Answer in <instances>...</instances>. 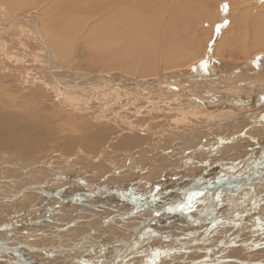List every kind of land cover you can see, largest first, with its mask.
Masks as SVG:
<instances>
[{
	"label": "rangeland",
	"instance_id": "1",
	"mask_svg": "<svg viewBox=\"0 0 264 264\" xmlns=\"http://www.w3.org/2000/svg\"><path fill=\"white\" fill-rule=\"evenodd\" d=\"M86 1L88 0H72L71 3L77 4V7L73 8L72 10L68 9L69 5L64 8L62 7L61 9V6L64 4L63 2V4L59 5L60 6L59 9L54 8L49 13L44 14L43 12L44 9L48 8L51 5V3H54V2L60 3L61 0H53V1L49 0V2L43 1L40 4V7L38 8H34L30 10L25 9L24 11H15V12L9 9L8 1L0 0V24L8 22L9 20L12 21V19L15 17H19V18L24 17L25 14L27 13L38 14V15L40 14L41 20L44 25L43 29L45 28L44 32L47 34V36L50 37V34H51L52 36H54V38L62 37V42L60 41V43L66 44L67 48H64L65 51L68 49L65 54L66 56L63 58V60H66V63H63V60L61 59L58 52H55L53 49H52V52L54 51L53 56L50 55L51 58H49L48 56L49 54L45 51L43 47V43H41L38 40L37 36L34 34V29H33L34 25L32 21L29 22V21L20 20L17 24L13 25L11 28L6 29V30H0V155H1L0 156V171H1L0 180L1 179L8 180L3 183L2 182L0 183L2 184L0 185V190H6L7 186L11 187L14 184L16 185L21 184L19 185L21 188H27L28 185H31V184L32 185L41 184L40 180L37 179L38 178L37 175L41 173L39 174V177L47 176V175L45 176L44 174L46 173L44 164L45 165L47 164L48 166H51L52 168L58 169V171H61L64 174L66 172V174L71 173L72 175L75 174L76 176H78L79 173H88L89 178L88 177L87 178L89 181L94 180V178L96 176H99L101 173H106L107 171L113 172V170L115 169L118 170V168L123 165L122 166L123 168H125L126 166L127 167L130 166L129 167L130 169H134L135 167H137V169L141 168L140 170H143V168L147 169L146 172L145 171L140 172V174H146V175L144 176L141 175L139 176L138 179H142L144 177L145 179L143 178V181L148 183L147 184L148 187L142 190L138 188L139 184L138 185L137 183L135 184L134 181H132V183L126 182L124 184H121L120 183L121 181L118 182L119 180L118 177L126 178L129 175L128 176L129 178L130 175L135 176L136 173H133V171H130V173L132 172L131 174L130 173H127L128 175L125 174L126 176H120V175L113 176V177L110 176L107 178L108 180L106 179V181L102 183V185L104 186L113 185L116 188L121 189L122 191H127L131 196L133 197L135 196L136 199H142V200L145 199L144 201H148L151 198V195L154 191L153 190L154 187L157 186L158 184L160 173L162 171H163L162 172L163 174L165 173L168 174L166 178L167 180L165 181V186H164L165 189H164L163 195L169 197L170 191L173 190V193L170 196L173 198L174 195H177V197L180 195V193L177 194V192H180L181 190H183L185 188V185L187 186L189 184L188 186H190L191 184H193L192 187L194 188L199 187V185H197L196 183V180L198 181V179H200L204 175L202 173L206 172V170L207 171L208 170L212 171L214 169L216 170L215 173L205 176L206 180H207V177L209 178L207 181V184H210L214 179L218 178V175L216 174L217 172L223 173L225 171H229V173L227 174H230V173L236 174L240 170L245 171L246 169L248 170V168L251 169L254 167V162H253L254 156L253 155L252 156L249 155L251 157L248 158V162H246V160L244 159V162H242V164L238 166V171L236 170V172L235 170L233 171L232 169L237 168V167L231 166L230 164L225 165L231 162V158L230 160L229 159L225 160L227 156L223 157L221 156L222 154L218 155L219 158L218 157L214 158L213 156V154H215V152L217 151L220 153L223 148L225 150H228V148L226 147H228L229 145H234V147H232V150L236 149V147L237 148L240 147L242 150L247 149L246 148L247 146H244V147L241 146V144L243 143L244 145H248V147H250L251 143L249 142L248 144V142H246L247 138L244 136L243 138H241L240 136L241 134H238L240 133V131L245 132V134L247 135L249 134V136H253V137L257 136L258 138H263L264 136V117L262 119L259 117H261V114H264V106H261V107L259 106L261 100L258 101L259 99H257L258 98L257 96H256L257 97L256 99H253V101L251 100L252 96H250V92L248 91L249 87H247V89L245 87L244 88L240 87L241 88L240 90L239 87L233 86L229 89L223 90V88L221 89V87H218L215 85H214L215 87L213 88L210 87L209 85L205 86L204 83L201 82L200 80L196 81L198 82L197 84L195 81H193L195 84L193 82H189L191 83L192 87L194 86L196 87V88L194 87L196 91H199V90L202 91V89L198 88L199 87L198 85L202 86L201 83H203V86L205 88L203 86L202 87L204 88V91L206 93V95L204 96H207L208 94H210V91L211 93H214L217 90H220L219 93H222V94L225 93L224 95L226 96H228L229 93H231L234 96L240 98L242 102L248 101L249 98H250V102L252 103L257 102L256 105L259 107V113L261 114H259V117L256 122H248L244 119H241V118H245V116L249 118V116H252L255 114V112H257L253 110L254 108H250V107H253L252 105L249 108H246V107L243 108L245 105L243 106L241 104L238 105V103L237 104L232 103L231 100H227L226 97L220 98L221 95L219 97L215 96L214 98H211L209 100H205L202 97L203 95L202 96L197 95L195 96L196 99H194L193 96H191V93L192 95H194V91L191 90L190 87L185 88L184 86L180 85L181 83H177L176 85L179 84L180 87H184L187 90L186 94L183 97H181L182 93H175V91L171 89L170 90L167 88L164 89V87H160V86H156L152 84H147V85H151V87H148V88L147 87L138 88L137 86V89L133 90V89H130L129 86H123L121 84L113 85L112 83H109L108 80H102V79L88 80V81L81 83L80 86H73V87L72 86L62 87L60 85H57L56 81L60 83L62 79L60 75L56 77L57 80L54 78L49 68V63H52L51 68H53L54 65L56 67L57 65L59 67L62 65L65 66L66 69L64 67H60L62 70H68V74L65 77H74V78H78L84 74H96V72L99 73V71H102L104 69L103 66L102 67L100 66L101 68L100 67L97 68L93 65V62H92L93 59L98 58L96 57L97 52L95 49H92V48L87 49L86 47L87 45L84 44L82 38L86 36L85 34L87 33L86 28H89L90 26L91 27L95 26L97 22H100V23L103 22L104 17L109 16L110 13H112L113 9L108 10V8H104V9L97 8L98 6L95 4L101 0H94L93 2H95V4H93V8H95L94 11H96V13L93 11V15H94L93 16L91 11L85 12L83 9L78 8L79 7L78 4L79 5L83 4V7H84V5L86 4ZM91 1L92 0H89V2ZM126 1L128 4L130 2H134L135 0H126ZM178 1H176L177 3H175V5L178 4ZM232 1L233 0H221V1L215 0L213 2L211 1V4L212 5L214 4L215 6L220 3H225L227 5L226 16L228 17V22H229L228 28L226 30L220 31L219 37H217V39L214 36V31H213L214 26L212 25V21L216 17L215 12L218 11L219 9L218 6L217 8H214L213 10L214 12L211 16H208V12H205V11L203 12V10H199V9H194L192 11L187 10L189 12L187 11L182 12L181 9H177L175 11H170V12L162 11V10L157 11V13L160 16V19L159 21H157L154 27H151V29L146 27L147 34L150 35L148 36L146 34V38L148 37V39H152V40L154 39L155 42L160 43L161 34L163 35L164 33H165V36L167 33L170 36L171 32H174L175 34H177L178 37H181V38L185 37L186 35V42H185L186 49H188L190 53H193L194 57L201 56V60L199 59L200 62L202 60H205L202 57L204 56V54H206L207 51L211 52L212 50L211 53L216 51L215 53H217V57H215L214 60L217 61V65H216L217 69L213 72V76L218 81L225 82L226 85H228L229 83L233 81V82L248 83L249 85L253 84L261 88H264V76H261L254 71L256 67H253L251 69L246 68L245 70L241 68L238 71V68L245 66L248 63L254 62L256 57H264V52H256L253 49L254 46L252 47V45L254 42H253V39H251L250 37L251 33H249V35L247 34L248 30H250L248 26L251 25L250 23L251 21H253V23L254 22L260 23V20L264 22V12L262 11L264 9V0H258V1L255 0L252 3L253 5L251 4L253 9L250 8L251 5L249 6L247 4L239 3L240 1H236V2L235 1L232 2ZM125 2L122 3L123 6L126 5ZM232 3H236V4H232ZM99 9L101 10V12ZM249 10L250 12L247 13V11ZM245 14L247 16H244ZM240 15L242 17L244 16L245 23L247 22L246 32H242V31L240 32L238 25L235 23V18ZM79 17L89 18V21H88L89 23L88 22L86 23V26H85L86 28L84 30L81 29L78 32V31H75L74 27L76 24H79L77 23L78 22L77 20H79ZM146 17H149V16L145 15V18ZM179 18L183 19L182 21L184 22V24L180 21ZM69 19L70 21H68ZM65 21H68L67 23L68 29H66L65 31H62L63 29L62 26L63 24L65 25L66 23ZM74 21H77V22H75L74 24ZM188 21H189V24L187 23ZM72 24H74L73 25L74 27H72ZM263 24L264 23H260L259 25H256V33L258 36L262 37V41L264 40V25ZM165 27L167 28V30H165ZM228 29L230 30V32ZM155 30L157 31L155 32ZM58 31H61L62 33L57 36ZM239 33H242L245 36L246 40L243 38L245 41L242 39L243 37L242 34L240 35ZM238 36H242V37H238ZM213 39H216V40L213 41ZM220 39L223 41H221ZM223 43L227 45L226 46L227 48L221 47ZM210 44H212V48L209 50L208 46H210ZM100 51H99L100 54L99 53L98 54L101 56L103 52H100ZM194 62L195 61H193L192 64ZM152 64H153V67H155L156 73L158 72L157 74H159L158 77L159 78L162 77L160 78L161 80L164 79L166 74L168 75L169 73L176 72L177 70V69H174V70L166 71L159 57L156 58V56L154 60H152ZM47 65H48V68H47ZM106 69H109V68L107 67ZM250 70H252L253 72H250ZM119 71L118 73L117 70L113 69V73L111 74L116 75V76H121V70ZM69 74H72V75H69ZM102 75H105V73ZM123 77L126 79H129L125 75H123ZM158 77H153V78H158ZM247 77H250V79L245 80V78ZM60 79L61 81H59ZM130 81L132 80L130 79ZM251 94H253V92ZM121 95H124V96L120 98ZM201 98H203V100ZM260 99L264 100V96H262V98ZM263 100L261 103H263L264 105ZM175 103L176 104L181 103V105L183 104L185 109L182 107L178 108L177 107L178 104L176 105ZM187 105H191V107L186 109ZM256 109L258 110V108ZM239 119L241 120L238 121ZM202 127H206V128L202 130L203 129ZM208 129L211 130L210 131L212 135L211 137L210 135L207 136ZM228 129H231V130H228ZM125 131H127V133ZM225 131L227 132L226 134H225ZM13 132L15 133V135ZM194 132L196 135L194 134ZM126 134H128L127 135L128 137L125 136ZM121 135L125 136L127 139L125 140L124 138L123 140L125 141H122L121 138L123 136L121 137ZM191 135H193V138L190 139ZM228 135L234 136L238 140H234L235 139L234 137H229L232 140L231 142H226L227 144L223 143V144L217 145L218 141L215 140L214 138H220V139L223 137L228 138ZM106 137H108L109 139L108 138L106 139ZM119 140L121 141L118 142ZM200 141L203 142L201 146L204 147L205 150L207 148L206 151H198V148L195 145L196 144L198 145ZM236 141H239L241 143L237 144L236 146V143H238ZM105 142H107V144ZM207 142L210 143L211 145L210 144L208 145ZM254 143L258 144L257 142H253V144ZM225 144L226 146L224 147ZM261 144H263V142ZM112 145L115 147L117 146V147L114 148ZM221 145L223 146L221 147ZM108 147H109V150H107ZM261 147L262 146L258 147V145H256L253 147L254 149L252 151L259 152V149H263ZM188 148H190L191 150H188ZM112 149L115 151H111ZM184 150L188 151V153L190 151H195V150L198 151L197 153H194L192 155L195 161L197 160L195 163H193L194 166L190 169L188 165L187 167L182 168V170L187 174L184 176V172H183V174L180 176L179 171L176 173H173L174 172L173 170H169V172L167 171L164 172L163 169H166L168 165H170L171 163H173V166H174V164L176 165L178 161L181 160L182 162L186 159L187 154L184 155L185 153ZM174 151L182 153V155L179 154L180 156H177L174 159H177L178 157H181V156H184V158L182 159L181 157V159L178 158L177 160L169 158L170 160H168L169 156L176 154L174 153ZM229 151H231V149H229ZM238 152L234 153V151L233 152L231 151L230 154L231 156L232 155L236 156ZM166 153L170 154V155L167 154L168 156L167 159L165 157ZM189 154H191V152ZM238 154H240L239 157L241 156L240 159H243L241 152H239ZM78 155L79 156L81 155V156L79 157ZM243 155H245V153ZM76 157L78 160L76 159ZM165 159L166 161H164ZM172 160L175 162H173ZM199 160L202 162H200ZM95 161H96V164H95ZM152 161L154 162V164H152ZM69 162L72 164H70ZM257 162L259 163V160ZM161 164L165 165V167H163V165ZM263 165H264V162H263ZM263 165H261V167ZM2 166L3 168H1ZM88 166L90 167L88 168ZM94 166L98 167V169L96 168L97 170H95ZM103 167L104 168L106 167V168L104 169ZM198 167H201L202 169L199 170ZM225 167L228 170H226ZM28 168H31V171L34 174L30 178H33L34 176L36 177L37 180H34L33 182L29 181L27 180L29 177L27 179L26 178L22 179L21 169H28ZM219 168L220 170L218 171L217 169ZM42 169H44V171ZM91 169L92 171H90ZM99 169L101 172L99 171ZM102 169L104 170L103 172H102ZM108 169H111V170H108ZM85 170L86 172H84ZM34 172L36 173V175ZM149 172L154 173L153 176L155 178L147 177L148 175L147 173ZM199 172H202V173H199ZM261 172L264 173V171H261ZM91 174L92 176H94V178L90 176ZM230 175H225V176L227 177ZM115 177L118 179H116ZM9 178L10 179L13 178L14 181H11ZM113 178H115L114 181H113ZM168 178H170L171 180ZM109 180L112 181V183ZM116 180L118 183L115 182ZM27 181L29 182L28 184H27ZM53 186H55V183ZM79 187L80 186H78L77 188ZM33 189L31 191L30 189H28L27 191L33 192L34 191ZM166 189L168 190V192H166ZM85 190H87V188ZM15 191L16 189L13 192ZM10 193L11 192H5L4 194H10ZM24 195L28 196V194L26 193ZM149 195H150V198H149ZM251 195H253V199L256 200L257 197L260 196V193L258 192L255 194L252 193ZM109 196L111 198L113 197L112 198L113 200L111 201H113L114 203H119V202H116V200H114V196L120 197L119 195L114 193L113 195H109ZM85 197L88 198V196H85ZM168 197L167 199H165L166 197L163 198L162 196L163 200L161 201V204L158 203V205L160 207L162 206L164 207L167 201L169 202L170 199L173 200L170 197L168 199ZM94 200L91 198V196L89 197L88 208L91 209L92 205L94 206L95 204ZM164 200L165 202H163ZM183 201L185 202L183 203ZM183 201L181 200L182 205H185L187 207H190L193 204V203L191 204L190 202L191 200L189 199H183ZM12 202H17V201H12ZM247 202H249V199L247 200ZM61 205L62 207H64L66 204L63 203ZM119 206L123 208L125 207V204H120ZM247 207L249 208V204L243 207V209H246V211L244 214L239 215L240 218L243 215H244L243 218L245 219L251 218L249 217L251 212L248 211ZM262 207H264V205L259 206V208L257 207V210L259 209V212H260L261 211L260 208ZM30 208L31 206L29 205L25 209L28 212L38 211V209L36 208H32V209ZM133 208L136 211H143L136 207H133ZM234 209H236V207L233 208V210ZM229 210L230 208L225 210V214H227V217H226L227 221L230 219L232 222L237 223V221L241 220V219H237V221L233 220L234 219L233 213H231L230 215ZM47 212L49 214L50 209L46 210V214ZM102 212L100 213L105 214V215L109 214V212H106V211H102ZM63 213L64 215L66 214L65 211L61 210V211H57L55 215L58 216V219H61L60 217H62ZM134 214L138 215L137 212H134ZM88 216L92 218L91 215H88ZM258 216H262V215H258ZM34 217H40V216H34ZM90 218H87V219H90ZM84 222L91 223L87 221H84ZM50 223L51 222H48V221L44 222L45 226L44 225L42 226H44V228L46 227L50 228V226L52 227L53 225V223H51L52 225ZM243 227L241 229L244 230L243 231L244 233L248 231L253 234L249 235V238L247 240L238 241L239 243H242V246H241L242 248L234 247V246L232 247L226 246V247H231V248H224V247L220 248L219 250H217L218 253L217 252L215 253L217 254L216 258H221V257L226 258L225 256H227L230 259L234 256L242 255V253L240 254L238 253L242 252L243 250H246V251H249L248 257H250L252 261L260 260L259 257L257 256L258 255L257 253H261L263 251L260 248L262 245L257 246L256 248H253V249L251 245H253V243H257L258 241H260L261 238L259 237H262V238L264 237V230H263L264 222L255 223V224H252L249 226H243ZM223 228L225 227H219V232L220 230L223 231ZM211 230L212 231L208 232V234L211 232H214V229H211ZM220 233H223V232H220ZM57 234L58 233H54L55 236ZM255 234L256 236H254ZM59 235H57V238L64 236L63 234H59ZM219 235H222V234H219ZM219 235L215 236L214 238L215 241H216V237L218 238ZM91 237L92 236H90V238ZM224 238L221 239L222 240L221 242L226 241V239ZM41 239H45L49 241L52 240L51 236L50 238L47 236L46 238H41ZM205 239L207 240V243H208L209 241L208 237H205ZM39 240L40 239L34 240V241L38 242ZM252 240L254 241L252 242ZM55 242L56 243L61 242L60 244H63L64 240L63 239L58 240V241L56 240L54 241V243ZM217 242H215L214 244L212 243V245L207 244L206 249H203V248L200 249V248L192 246L193 248L192 247L189 248L188 252L191 253V255L193 256L194 254H198V253L199 254L201 253L202 254L201 256H204V253L210 250L212 246L216 245ZM51 243H52L50 244L51 246H48V247L45 246L47 242H45V244L43 243L44 245L43 244L41 245L42 247L44 246V249L49 252H52V251L54 252L55 247L56 248L59 247L58 249H60V246H62V245H58V243L55 244V246H53L54 244L53 241H51ZM246 244L248 245L249 248H244V245ZM233 247L237 250H234ZM223 250H227V251H223ZM231 250L235 252V255L232 254L234 252L230 253ZM15 251L18 252V250H14L13 252L15 253ZM30 251H33V250L20 251V252L25 253V255L24 254L22 255L26 256V258L28 259L31 258L30 261H33L34 259L32 264L33 263L35 264L38 260H39L37 262L38 264H42V263L48 264L52 262L50 260L52 259L51 256L50 258L47 259L48 260L47 261V260H43V259H46L44 253H41L38 251H35L32 253ZM35 254L36 256H34ZM135 254L132 255L133 258H131L130 256L129 258H127V260H129V264H133L131 263V260L135 258L141 259L142 262L140 261L141 262L140 264H144V263L145 264H151V263L152 264H168V263L178 264V262H182V260L186 261V259H184L185 256L183 254H180V256L177 255L178 257H176V255L175 256L168 255V257H166V255H160L159 253L149 256V255L144 254V252H142L141 250L139 254H136V255ZM37 255H40V256L38 257ZM76 257L78 258V256ZM179 258L180 260H178ZM181 258L183 259L181 260ZM194 259L196 258L192 257L191 261ZM58 260L59 259H57L56 261ZM214 264H216V262ZM217 264H224V263H217Z\"/></svg>",
	"mask_w": 264,
	"mask_h": 264
},
{
	"label": "bare ground",
	"instance_id": "2",
	"mask_svg": "<svg viewBox=\"0 0 264 264\" xmlns=\"http://www.w3.org/2000/svg\"><path fill=\"white\" fill-rule=\"evenodd\" d=\"M6 1L9 2V9L12 10L13 12H15V11H24L25 9L30 10V9L38 8V7H40V4L43 1L49 2V0H6ZM71 1L72 0H61L60 3L59 2L51 3V5L48 8L44 9L43 12H44V14H47L54 8L59 9V7H60L59 5L63 4V2H64V4L61 6V9H62V7L64 8V7L69 5L68 9L72 10L73 8L77 7V4H73V3H71ZM93 1L94 0H92L91 2H89V0L86 1V4L84 5V7H83V4L80 3L82 6L78 4V6H79L78 8L79 9L80 8L83 9L85 12H90L91 11L92 15H93V11L95 10V8H93V4H95V2H93ZM125 1L126 0H101L98 3H96L95 5L98 6L97 8H102V9L108 8V10H112L113 9V11H112V13H110L109 16H107V17L105 16L104 17V21L103 22L100 23V22L96 21L97 24L95 26H93V27H91V26L89 28L85 27L86 23L89 21V18H87V17L86 18L85 17H79V20H77L78 22L74 21V24H75V22L79 23V24H76L75 27L73 26L74 24H72V27H74L75 31H78V32L81 29L84 30L86 28L87 33H85L86 36L82 38L83 42H84V44L87 45L86 46L87 49H91V48L95 49L96 52H97L96 53L97 54L96 57H98L97 59H93V61H92L93 65L95 67H97V68H99L100 66L104 67V69L102 71H99V73L96 72V74H104L105 73V75H113L111 73H113V69H115V70H117V72L119 70H121V76L122 77L121 76H116V75H113V76L117 77L118 79L124 80V81L125 80L129 81L131 79L132 81L154 80V81H159L160 82V81L163 80V82H164L163 84L170 86L169 88L168 87H164V89L167 88L169 90L171 89V90L175 91V93H182L181 97H183L186 94L187 90L185 88L190 87V89L194 91V95H192V93H191V96H193L194 99H196L195 96H197V95H201V96L202 95H206V93L204 91L205 87L203 86V83H204L205 86L209 85L212 88L215 87V86L221 87V85H226L225 82H220L213 76V72L217 69L216 68L217 61L214 60V58L217 57V53H215L216 51L213 52V53H211L212 50H211V52L207 51L206 54H204V56L205 55L206 56L202 57L205 60H202L200 62L199 59L201 60V56L194 57L193 53H190L189 50L186 49V46H185V44H186L185 43L186 42V35L185 34H184L185 37H183V38L178 37L177 34H175L174 32H171L170 36L168 35V33L166 34V36H165V33L163 35L161 34L160 43L159 42H155L154 39L152 40V39H148V37L146 38V34H147L146 27L151 29V27H154L156 25L157 21H159V19H160V16L157 13V11H161L162 10V11L170 12V11H175L177 9H181V11L184 12V11H187V10L192 11L194 9H199V10H203V12L204 11L208 12V16H211L213 14V12H214L213 11L214 8H217V6H218L219 9H218L217 12H215L216 17L212 21V25L214 26V29H213L214 36L217 39V37H219L220 31L226 30L228 28V24H229L228 19H227L228 17L224 18L223 16H221L227 10V5L225 3H220V4L215 6L214 4L213 5L211 4V1L213 2L215 0H179V1L178 0H138V1L135 0L134 2H130L128 4H127V1L126 2ZM176 1H178L177 5H175V3H177ZM233 1H235V2L236 1H240L239 3L247 4V5L250 6L255 0H233ZM100 2H102V3H100ZM123 2H125L126 5L123 6V4H122ZM90 4H92V5H90ZM232 4H236V3H232ZM252 5H251L250 8L253 9ZM252 9H250V10H252ZM250 10L247 11V13H249ZM189 11H187V12H189ZM262 11L264 12V9ZM94 12L96 13V11H94ZM100 12H101V10H100ZM87 15H89V14H87ZM145 15H147L149 17L145 18ZM244 16H247V15L245 14ZM244 16L242 17L240 15V16H237L235 18V23L238 25V28H239L240 32L241 31L242 32H246L247 31V27H246V23L247 22L245 23ZM15 18H19V17H15ZM15 18H13L12 20H14ZM71 19H73V18H71ZM21 20L29 21V22L32 21V22H34V24H36V25H34V29L36 28L38 33L34 32V34L37 36L38 40L41 43H43V47H44L45 51L49 54L48 55L49 58H51V56H53V52L55 51V52H58V54L60 55L61 59L63 60V58L66 56L65 55L66 51L68 50L67 49L65 51L64 48H67V46L64 43L63 44L60 43V41L62 42V37L61 38H54V36H52L51 34H50V37L47 36V34L44 32L45 28L43 29L44 25H43V22L41 20L40 14L38 15V14L27 13V14H25L23 19H21ZM99 20H100V18H99ZM182 20L183 19L181 18L180 21L184 24V22ZM257 20H258V18H257ZM19 21L14 23L13 21L9 20L8 22L2 23V24H7V23L10 22V26H8L6 28V29H9L13 25L17 24ZM68 21H70V19ZM68 21H65L66 22L65 25L64 24H63V26L61 25L62 28H63L62 31H65L66 29H68V25H67ZM187 23L189 24V21ZM250 23H251V25L248 26L250 30H248L247 34L249 35V33H251L250 37H251V39H253V42H254L253 45H252V43H251V45H252V47L254 46L253 49L256 52H264V40L262 41V37L258 36L257 33H256V25H259L260 23H264V22H262L260 20V23H256V22L253 23V21H251ZM50 25H51V23H50ZM6 29H4V30H6ZM72 30H73V28H72ZM165 30H167L166 27H165ZM156 31L157 30H155V32ZM229 32H230V30H229ZM61 33H62L61 31H58L57 32V36L59 34H61ZM239 34L241 35L242 33H239ZM148 36H150V35H148ZM242 36H238V37H242V39L244 38L246 40V38H245V36L243 34H242ZM82 39H81V41H82ZM216 39H213V41L216 40ZM223 39H224V37H223ZM211 40H212V38H211ZM221 41H223V40H221ZM251 42H252V40H251ZM218 44H217V46H218ZM226 46L227 45H225V43H223L221 47H226ZM208 47H209V50H210L212 48V44H210V46H208ZM219 47H220V45H219ZM52 49L54 50L53 52H52ZM100 50H102V51H100ZM99 51L103 52L104 55L101 54V56H100L99 55L100 54ZM104 52H106V53H104ZM55 54H57V53H55ZM155 56H156V58L159 57L160 61L162 62V65L164 66L166 71L177 69L176 72L169 73L168 75L166 74L164 79L161 80L160 78H162V77H160V78L158 77L159 74H157L158 72L156 73L155 67H153V64H152V60H154ZM262 58H264V57H262ZM193 61H195V62L192 64ZM63 63H66V60H63ZM51 64L52 63H49V68H50L52 74L55 71H57V70H62L60 67H64L65 68V66H63V65L60 66V67L58 65H57V67L54 65L53 68H51L52 67ZM105 65L111 70L106 69L107 67ZM260 65H259L260 67L259 66L256 67V69L254 71L256 73H258L259 75L264 76V63H261ZM253 67L254 66H252V67L248 66L247 68L251 69ZM181 68H183V69H181ZM258 69H259V71H258ZM108 70H109V72H108ZM191 72L200 74L203 78H205L206 82H203V83L200 82L204 88L202 86L198 85L199 86L198 88L202 89V91L201 90L196 91L195 90L196 87L194 85L193 86L195 88L192 87L191 83H189V82H191V78H192V77H190ZM207 74H208V76H207ZM58 75H60V74H55V76H54V78L56 80H57L56 77ZM123 75H125L129 79L124 78ZM153 77H158V78H153ZM247 79H250V77L245 78V80H247ZM171 80H175V81H171ZM59 81H61V79ZM196 81H198V80H196ZM56 83H59V82L56 81ZM109 83H112L113 85H120L121 84L123 86H127V85H124L121 82H111V81H109ZM143 83L144 84L132 85L133 87L129 86V88L133 89V90H136L137 86H138V88L139 87H142V88L151 87V85H147V84H150V83H148V82H143ZM177 83H181L180 85L184 86L185 88L184 87H180L179 84L176 85ZM197 83L198 82H196V84ZM228 85H230L231 87L234 86V87H239V88L240 87H242V88L245 87L246 89H247L248 86H250L248 91L250 92V96H252L251 100L253 101V99H256L258 97L257 98V99H259L258 101L261 100L259 106L260 107L264 106L263 103H261L263 99H260V98H262V96H264L263 95L264 94V88H261V87H259L257 85H253V84L249 85L248 83L233 82V81L231 83H229ZM160 87H161V85H160ZM173 87H176L179 90H177L176 88H173ZM231 87H226L225 89H229ZM225 89L223 88V90H225ZM240 90H241V88H240ZM219 91L220 90H217V92H219ZM252 92H253V94H251ZM227 93H229V92H227ZM123 96L124 95H121L120 98L123 97ZM219 96L220 95H218V97ZM221 97L222 98L226 97L227 100H231L232 103H236V104L238 103V105L241 104L243 106L245 105L243 108H245V107L249 108L252 105L253 107H250V108H254L253 110L257 111L254 114L256 116L252 115V116H254V117H252V116L248 115L249 118L246 117V116H245V118H241L240 117L241 119H244V120H246L248 122H256L258 117H259V114H261V113H259V107L256 105L257 102H255V101H254L255 103L250 102V98L248 99V101H243L242 102L240 100V98L234 96L231 93H229L228 96H226V95L222 96L221 95L220 98ZM263 102H264V100H263ZM177 104L176 105H177L178 108H181V107L184 108L183 104L182 105H181V103H177ZM190 107H191V105H187L186 109H188ZM256 108H258V110ZM263 115L264 114H261V117H259V118L262 119L264 117ZM241 119H239L238 121H240ZM234 122H236V121H234ZM128 127H130V126H128ZM130 128H132V127H130ZM202 128H203L202 130H204L206 127H202ZM228 130H231V129H228ZM228 130H226V131H228ZM207 131H208L207 136L210 135V137H211L212 136L211 132H210L211 130L208 129ZM226 131H225V134L227 133ZM125 132L127 133V131H125ZM194 134H195V132H194ZM238 134H241L240 135L241 138H243L242 136L247 138L246 142H248V144H249V142L251 143L250 147H248V145H244V143H243V144H241V146H243V147L247 146L246 147L247 149L243 148L244 150H242L240 147L237 148L236 147L237 144H240L241 142L236 141V142H238V143H236V146H235L236 149L232 150V147H234V145H229L230 144L229 143L228 144L229 146L227 145L228 147H226V148H228V150H225L223 148L220 153L218 151L215 152V154H213L214 158H216V157L219 158L218 155H220V154H222L221 156H223V157L227 156L225 158V160L226 159L230 160V158H231V162L228 163V164H225V165H229L230 164L231 166L237 167V168H233L232 170L233 171L234 170L238 171V166L241 165L242 162H244V159L246 160V162H248V158L253 155L254 156L253 157L254 158V160H253L254 166L255 165L259 166L258 164L260 163V161H259V163L257 161L260 159V157H261L262 160H264V158H263L264 157V146H263L264 145V136H263V138H258L257 136L253 137V136H249V134L247 135V134H245V132H241V131ZM14 135H15V133H14ZM123 135H124V133H123ZM123 135H121V137ZM127 135L128 134H126L125 136H127ZM193 135L190 136V139L193 138ZM222 135H221V137H222ZM125 136H123L121 138L122 141H125L127 139ZM131 136H133V135H131ZM110 137H111V135H110ZM229 137H234V136L228 135V138H224L223 137L221 139L220 138H214V139L218 141L217 145H220V144H223V143H226V142H231L232 140ZM107 138L108 137H106V139ZM124 138H125V140H123ZM133 138H135V137H133ZM234 140H238V139L235 138ZM120 141L121 140H119L118 142H120ZM253 142H257L258 144H255V143L253 144ZM262 142H263V144H261ZM105 143L107 144V142H105ZM202 143L203 142L200 141L198 143V145H197L196 142H195V144H196L195 146L198 148V151H206L207 150V148L205 150V148L201 146ZM209 144L210 143H208V145ZM226 144L224 145V147L226 146ZM256 145H258V147L262 146L261 148H263V149H259V152L258 151L257 152L256 151H252L254 149L253 147L256 146ZM222 146L223 145H221V147ZM109 147H110V145H109ZM109 147H108L107 150H109ZM113 147L116 148L117 146L116 147L113 146ZM190 148H188V150H191ZM229 149H231L232 152L234 151V153H236L238 151L241 152V154L243 156V159H240L241 156L239 157V155H240V154H238L239 152L236 154V156H233V155L231 156V154H230L231 151H229ZM111 151H115V150L112 149ZM198 151L195 150L194 153H197ZM224 151H225V153H224ZM190 152H192V151H190ZM243 152L245 153V155H243L244 154ZM174 153H176V154H174L172 156H169V157L167 156L168 153H166V156H165L166 159L168 157V160H170V159H174L177 156H180L179 154L182 155L181 152H175L174 151ZM189 153H188V151H185L184 155L187 154L186 156H189L190 155ZM258 154H259V156H258ZM168 155H170V154H168ZM249 155H251V156H249ZM181 157H182V159L184 158V156H181ZM181 157H178V158L181 159ZM200 157H201V155H200ZM76 159H77V157H76ZM76 159H74V160H76ZM166 159L164 161H166ZM177 159H174V160H177ZM187 159H188V157H186V159L184 161H182V162H181V160L178 161V163L176 165L174 164V166H173V163H171L170 165H168V167L166 169H163L164 172H166V171L169 172L168 169L172 168V167L180 168V166L185 164ZM191 159H192L191 162H190L191 164L190 163L188 164L189 169L194 166L193 165L194 162H192V161H195V159L193 158V156H192ZM225 160H223V161H225ZM71 161H72V159H71ZM213 161H214V159H213ZM173 162H175V161H173ZM200 162H202V161H200ZM126 163H128V162H126ZM66 164H67V162H66ZM70 164H72V163H70ZM75 164H76V162H75ZM75 164H73V165H75ZM95 164H96V161H95ZM152 164H154L153 161H152ZM196 164H198V163H196ZM161 165H163V164H161ZM261 165H263V163H261ZM261 165H260V167H261ZM44 166H45V172L47 173V174L46 173H44V174H45V176L46 175L47 176L46 177H39V174H41V173H39L37 175L38 176L37 179L40 180L41 184H33V185L31 184V185H28L27 188H21L19 186L21 184H18V185H16V184L13 185L12 184L14 186V188H13V186H11V187L7 186L6 190H0V246L3 247V251L0 252V264H13L14 262H16V260H21V259H25L27 264H32L34 259H33V261H30L31 258H29V259L26 258V256L22 255V254L25 255V253L20 252V251H29V250H33V251H30L32 253L35 252V251L44 253L46 259H43V260H47L51 256L52 259H50V260L52 262L48 263V264H79L82 260L87 261L89 264H94V260H96V261L100 262L99 264H102L100 259L103 256L112 257L113 258L115 255L119 254L121 252L122 248H123V246H120V245H122V241L126 240V238H129V237H132V236H134V240L131 241V244L129 243L130 244L131 253L127 256V258H129V256L134 255L135 253L139 254L140 250L142 252H144V254L149 255V256L156 254L155 252H158L160 255H166V257H168V255L169 256H175L176 255V257H178V256H180V254H183L185 256L184 259H186V261H183L182 260L183 258H181L182 262H178V264H187L188 262H191V258L192 257H195L196 255H199V253L198 254H194V256L191 255V253L188 252L189 248H186V246L190 245V244L189 243L185 244V243L182 242V241H185V238L190 235V232L191 233L197 232L199 227H198V229L195 228V229H191V230H190L189 227H180L177 231H173V229H171V226L173 225L174 222H179V221L181 222L184 217L181 219V217H177V216H174V215H169L167 217V220H163V222L168 221V224L161 223L160 225H157V224L153 223V224H151L152 226L151 225L148 226L149 229H150L149 232L143 233V235L140 234L141 231L138 233L139 229L147 221H150L151 223L153 222L152 220L155 219L156 210H160V211L167 210V209H164V208L167 207V204H168L167 202L168 201L165 203L164 207L163 206L160 207L158 205V203L161 204V201L163 200L162 196H163V198L166 197L165 199H167V197H168V196L163 195L164 194V189H165V187H164L165 186V181L167 180L166 178L168 176L167 173L163 174L162 173L163 171L160 173V177L158 176L159 177L158 184H157V186L154 187V189H153L154 191H153V193L151 195V198H150V195H149L150 200L144 201L145 199L142 200V199H136L135 196L132 197L127 191H122L121 189L116 188L113 185L112 186H110V185L104 186V185H102V183L105 182L106 179L108 177H110V176H112V177L113 176H119V175L120 176H126L125 175V174H127L126 171H133V173H136L135 176H131L130 175V177L128 178L129 175L127 174L128 176L126 178L125 177H118L119 178L118 182L121 181L120 183L124 184L126 182H131L132 183V181H134L135 184L136 183H137V185L139 184V186H138L139 189L144 190V189H146L148 187L147 186L148 183L143 181L144 177L143 178L140 177L142 179H138V178L141 175H143V176L146 175V174H140V172L141 171H145L146 172L147 169L143 168V170H140L141 168L137 169V167H135L134 169H130L129 168L130 166L129 167L126 166L125 168H123L122 167L123 165H122L121 166L122 168L119 167L118 170L115 169V170H113V172H109V171L106 170L107 171L106 173H101L100 175L98 174L99 176H96L95 178L91 174L90 176H92L94 178V180L89 181L88 180V178H89L88 177L89 176L88 173H79V174L77 173L78 176H76L75 174H74L75 175L74 176L71 173H69L68 171L67 172L69 174H66V172L64 174L63 172L58 171V169L52 168L51 166H48L47 164L46 165L44 164ZM96 166H98V165H96ZM196 166H195V168H196ZM36 167H34V168H36ZM89 167L90 166H88V168ZM163 167H165V165H163ZM1 168H3V166ZM94 168H95V170L98 169V167H95V166H94ZM198 168H199V170L202 169L201 167H198ZM100 169H99V171H100ZM225 169L228 170L226 167H225ZM261 169H264V165L261 167ZM42 170L44 171V169H42ZM108 170H111V169H108ZM217 170L219 171L220 168L217 169ZM248 170L247 169L245 171L244 170H240L236 174L235 173H233V174L230 173L231 175L227 174V173H229V171H225L223 173L217 172L216 174L218 175V178L214 179L210 184H207V181H208L209 178L207 177V180H206L205 176L206 175H211L212 173H215L216 170L215 169L212 170V171H209V170L207 171L206 170V172H204V173L199 172V173H202L204 175L200 179H198V181L196 180V183H197V185H199V187H195V190L199 191V190H204L205 188L210 189V188L213 187L212 184L214 182L226 181L228 179L234 178V176H237V175H238L239 178H241L245 174V172H247ZM23 171L25 172V174H24ZM90 171H92V169ZM103 171L104 170L102 169V172ZM21 172H22V179L23 178L27 179L29 177L27 179L29 181L33 182L34 180H37L36 177H34V176H33V178H30L32 175H34L32 173V171H31V168L21 169ZM84 172H86V170ZM179 172H180V176H181L184 171L181 168ZM147 174H148L147 177H152V178L154 177L153 176L154 173L149 172ZM186 174L187 173L184 172V176ZM35 175H36V173H35ZM225 175H230V176L226 177ZM136 176H138V177H136ZM169 177H171V176H169ZM115 178H113V181L115 180ZM118 178H116V179H118ZM168 179H170V178H168ZM263 179H264V173H262V172H260L259 176H257V177L254 176L253 177V181H255V182H257L259 180H263ZM10 180L14 181L13 178H11ZM135 180H136V182H135ZM5 181H8V180H5V179L2 180L1 179L0 183L1 182L3 183ZM191 181H193V180H191ZM51 182H52V184H51ZM107 182H106V184H107ZM110 182L112 183V181H110ZM115 182L118 183L117 180ZM19 183H21V182H19ZM28 183L29 182L27 181V184ZM54 183H55V186H53ZM0 185H2V184H0ZM96 185H97V187L94 188ZM78 186H80L81 188L80 187L77 188ZM187 186L185 185V188ZM86 188H87V190H85ZM100 188H102V189L106 188L105 190L116 189V191H121L124 194H127L129 196V198L135 200L138 203V205H134V204L130 203L129 201H127L126 199H123L121 197H115L116 195L114 196V200H116V202H119V203H114L113 201H111V200H113L112 199L113 197L111 198L109 196V195H113L114 193L111 194V193H108V192H101V191L98 190ZM15 189H16V191L13 192ZM28 189H30V191L33 189L34 191L33 192H29V191H27ZM93 189H94V191H93ZM251 189L253 190L254 188L250 184L249 185L247 184V185H244L242 187H239V188L233 189V190L223 189L221 191H214L213 193H209V194H204V195H199L198 194V198H197V202H196L197 205L196 206L187 207L185 205H182L179 209H180V211L186 213L185 217H187L189 219V218L197 216L199 213L202 212V210L205 207L208 210H210L213 207L212 203L210 202L211 198L212 199L219 198V200H226L228 202L229 201L230 202L239 201V199H243V197L247 196L248 191L251 190ZM5 192H11V193L10 194H4ZM166 192H168L167 189H166ZM262 192H264V188L258 187V193L262 194ZM25 193L28 194V196L24 195ZM172 193H173V190L170 191L169 197L172 195ZM177 193H180V195L182 196L181 197L182 201H183V199H186L187 196H188V195H186V192H184V189L182 191H180V192H177ZM92 194H97V195L91 197L93 200L95 199L94 200L95 204H94V206L92 205V207H94V208L91 207V209H90V208H88V205H89L88 202H89V196L92 195ZM41 196H42V198H41ZM85 196H88V198L85 197ZM155 196L158 197L156 200H155ZM169 197H168V199H169ZM174 197L178 198L177 195H174ZM174 197L173 198L170 197V198L175 200L176 198H174ZM262 198H264V194H262L259 197H257L256 200L253 199V196H250L248 199H249V202H251V200L252 201H257V200H262ZM55 199H56V201H55ZM173 200L170 199V201H173ZM12 201H17V202H12ZM153 201H155V202H153ZM163 202H165V200ZM184 202L185 201H183V203ZM190 202L192 204V201H190ZM249 202H248V204H249ZM63 203L66 204L64 207H62V205H61ZM152 203H153V205H151ZM120 204H125V207H123V208L120 207L119 206ZM29 205L31 206L30 209L36 208V209H38V211H36V212H34V211L28 212L25 208H27V206H29ZM131 206L139 208V209H141L143 211H136ZM145 206L147 208H145ZM235 207H236V209L233 210V208H235ZM228 208H230L229 211H230V215H231V213L234 214V212L238 211L240 207H239V205L237 207V206H233V205L219 204L214 209L215 210L214 218H224V220H225L226 217H227V214H225V210L228 209ZM47 209H50V213L49 214H48L49 211L46 214V210ZM144 209H148V211H146ZM61 210L65 211L66 214L65 215H64V213H63V215L61 214L62 215V217H60L61 219H58V216H56L55 214H56L57 211H61ZM170 210L171 209H169L167 211L170 212ZM25 211H27V212H25ZM102 211L109 212V214H107V215L102 214L103 213ZM248 211L251 212L250 216H249L251 218H249V219H253L255 217L257 219L261 218V216H258L259 209L257 210L256 206L255 207H253V206L249 207ZM100 212H102V213H100ZM134 212H137L138 215H135ZM131 213H132V215L128 219H124L122 221L114 220L113 222L106 223L101 229H99L97 232H95L92 235V237H91L92 239L89 240L90 235L96 229L98 224H100L104 219L109 218V217L116 218L117 216H129ZM88 215H91L92 218H90V216H88ZM208 215H210V211L208 212ZM259 215L264 216V212L259 214ZM34 216H40V217H34ZM87 218H90L91 220L87 219ZM47 221L51 222V223H53V225L54 224L55 225L53 226L50 223L52 225V227L50 226V228L46 227L47 229L44 228V229L32 230L33 228H39L42 224L45 226L44 222H47ZM84 221L91 222V223H86ZM32 223H34V224H32ZM255 223H257V222H255ZM204 225H207V224H203L202 225L203 226L202 230L205 228ZM157 228H159V229H157ZM243 228H245V227H243ZM213 229H214V232H211L209 234H208V232H210L212 230H207L206 229V231L202 235V240L199 242L200 244H196L197 241H195V243H193V244H195L194 247H197V248H200V249L201 248L206 249L207 244H211L212 245V243L214 244L215 242H217L218 240L215 241V239H214L215 236L219 235V234H223V233H220V232H222V230H220V232H219V227H216V228H213ZM54 233H58L57 235L63 234L64 236L63 237L61 236L60 238H57V235L55 236ZM156 233L159 236H161V237L157 238V236L154 235ZM199 233L197 232L196 234H199ZM200 234L198 236H200ZM47 236L49 238H50V236L52 237L51 241H53V243L56 240L58 241V240L63 239L64 240L63 244L65 243L63 245V250H61L60 252H53L52 250H51L52 252H49V251L45 250L44 246L42 247L41 244H43V243L45 244V242H47V244H45L46 247H48V246H50V244H52L51 241H49V240L41 239V238H46ZM193 236H196V235L193 234ZM254 236H256V234ZM205 237H208V240H209L208 243H207V240L205 239ZM259 238H261L260 241H258L257 243H253V245H251L252 249L256 248L257 246H261V245L264 244V241H263L264 237L263 238L259 237ZM38 239H40L38 242L34 241V240H38ZM187 240L189 242V239H187ZM113 241H118L117 244H116V245H118L117 247H116L115 244L112 245ZM190 241L192 242L191 239H190ZM253 241L254 240H252V242ZM32 242L35 243L38 246H36ZM57 243H58V245H60L61 242L60 243L57 242ZM57 243L55 242L54 244H57ZM54 244H53V246H55ZM170 244H172V245L176 244V245H178V248H176V249L174 248L173 249L171 247L172 245L168 246ZM58 245H56V246H58ZM114 245H115V247H114ZM152 245H153V247L155 246L154 247L155 250H153ZM196 245H198V246H196ZM231 247H226L225 246L224 248H231ZM234 247H236V246H234ZM234 247H233V249L237 250ZM58 248H56V249H58ZM61 248L62 247H60V249ZM140 248H142V249H140ZM56 249H54V251ZM14 250H18L17 253L20 256H16V251L14 253L13 252ZM132 250H134V251H132ZM228 250H230V249H228ZM243 251L238 253V254L242 253V255L234 256V257H232L230 259L227 256H225V257L227 259H229V260L233 259V260H236V261H239V262H250V261H252V259H250V257H248L249 251H246V250H243ZM216 252L218 253V251H216ZM231 252H234V251L231 250L230 253ZM258 252H259V250H258ZM232 254L235 255V252L232 253ZM257 254H258L257 256L259 257L260 260H256V261H261V262L264 263V250L261 253H257ZM76 255L78 256V258L76 257ZM35 256H36V254H35ZM27 257H29V256H27ZM30 257H32V256H30ZM140 257H141V255H140ZM195 258H198V257H195ZM221 258L225 259L224 257H221ZM221 258H219V259H221ZM57 259H59L58 261L60 263L58 261H56ZM178 260H180V258ZM222 263H224V264H229V263L232 264L229 261H224ZM44 264H46V263H44ZM124 264H129V260L126 259Z\"/></svg>",
	"mask_w": 264,
	"mask_h": 264
},
{
	"label": "water",
	"instance_id": "3",
	"mask_svg": "<svg viewBox=\"0 0 264 264\" xmlns=\"http://www.w3.org/2000/svg\"><path fill=\"white\" fill-rule=\"evenodd\" d=\"M226 13L227 12H224L221 16H223L224 18L225 17L227 18ZM21 19H23V17L15 18L12 21L14 23H16L17 21H19ZM33 25H36V24H34V22H33ZM8 26H10V22L7 23V24H0V30H4ZM33 29H34V27H33ZM34 32L38 33L36 28L34 29ZM261 63H264V58L257 57V58H255L254 62L248 63L245 66H242V67L238 68V71L241 68L245 70L248 66L258 67ZM47 68H48V65H47ZM250 72H253V71L250 70ZM55 74H60V77H61L62 81L60 83H56V84H58V85H60L62 87L80 86L81 83H83L85 81H88V80H92V79H102V80H108V81H111V82H121V83H123L124 85H127V86H132V85L142 84L143 82H148V83H150L152 85H156V86H160L161 85V87H168V88L170 87L168 85L163 84L164 83L163 80L160 81V82L159 81H154V80H146V81H144V80H141V81H130V80L127 81V80H125L124 81V80L118 79L117 77H115L113 75H102V74H84V75H81L78 78L65 77L68 74V70H57L52 75L55 76ZM69 75H72V74H69ZM190 77H192L191 78V82L192 81H196V80H200L201 82H206L205 78H203L200 74H197V73H192L191 72ZM171 81H175V80H171ZM226 87H231V86L221 85V88L225 89ZM248 87H250V86H248ZM173 88H176V87H173ZM176 89L179 90L178 88H176ZM224 94L219 93V92L216 91L214 93L210 92V94H208L207 96L203 95L202 97L205 100H209V99L214 98L215 96H218V95L225 96ZM203 98H201V99L203 100ZM194 152L195 151H192L191 154L189 156H187L188 159L186 160L185 164L180 166V168L172 167V168H169L168 171L169 170H173L174 171L173 173H176V172L180 171L181 168L187 167V165L192 160L191 158H192V155L194 154ZM259 161H260V165H261V163L264 162V160H262L261 157H260ZM192 162L195 163V161H192ZM260 165L259 166L255 165L251 169L248 168L249 170L247 172H245V174L241 178H239L238 175H237V176H234V178L228 179L226 181L214 182L212 184L213 187L210 188V189L205 188L204 190L196 191L195 188L192 187L193 184H191L190 186H187L186 188H184V192H186V195H188L186 199H189V200L192 201L193 204L191 206H195V205H197L196 202H197L198 194L199 195H204V194L213 193L214 191H221L223 189L233 190V189H237L239 187H242L244 185H247V184L249 185L250 184L254 189L253 190L252 189L249 190L248 193H247V196L243 197V199H240L239 201H232V202L229 201L228 202L226 200H219V198H214V199L211 198L210 202L212 203L213 207L210 210H208L205 207L202 210V212L199 213L197 216L188 219L187 217H185L186 213L180 211V209H179L182 206V203H181V197L182 196L180 195L175 200L168 202L167 207L164 208V209H167V210L171 209L170 212H168L167 210H164V211L156 210L155 219L152 220L153 222L151 223L150 221H147L139 229L138 233L141 231L140 234L143 235V233L149 232L150 229H149L148 226L153 224V223H155L157 225H160L161 223L168 224V221L163 222V220H167V217L169 215H174V216H177V217H181V219L184 217L181 222L179 221V222H174L173 223V225L171 226V229H173V231H177L180 227H189L191 229H195V228L200 227L203 224L209 225L211 229L216 228V227H225V228L229 229V233H228V235L225 238L226 241L225 242H221L222 241L221 240V241L217 242L216 245L212 246L210 250H208V251H206L204 253V256H200L199 258H196V259L192 260L191 262H188V264H214L215 262L216 263H222L224 261H229L232 264H264L261 261L239 262V261H236V260H233V259L229 260L227 258L219 259V258H216L217 255L215 254V252L217 250H219L220 248H223L225 246H236V247L242 248L241 247L242 243H239V242H237V240H234L235 237H237V236L239 237V235L244 234V232H243L244 230L241 229V228L243 226H249V225L255 224V222H257V223L264 222V216H261V218H258V219L256 217L253 218V219H245V218H243L244 215L241 218L239 216V215L245 213L246 209H243V207L248 204V202H247L248 198L250 196H253V195H251V193H257L258 192V187L264 188V179L263 180H259L257 182L253 181V177L254 176L257 177V176H259L261 171H264V169H261ZM126 172L130 173V171H126ZM173 173H171V174H173ZM96 187H97V185L94 188H96ZM105 189L100 188L98 190L101 191V192L115 193V194L119 195L120 197H122L123 199H126L130 203H132L134 205H138V203L135 200L129 198V196L127 194H124L121 191H116V189H109V190H105ZM262 194H264V192H262ZM96 195L97 194H92L90 196L92 197V196H96ZM157 198L158 197L155 196V200ZM153 202H155V201H153ZM219 204L233 205V206L237 205V207L239 205L240 208H239L238 211L234 212L233 218H234L235 221H237V219H241V220L237 221V223H235V222H232V221H227V219L224 220V218H214V214H215V210L214 209ZM151 205H153V203ZM263 205H264V198L262 200L249 202V207H251V206L255 207L256 206V207L259 208V206H263ZM145 208H147V207L145 206ZM144 210L148 211V209H144ZM209 211H210V215H208ZM131 215H132V213L129 216H117L116 218L109 217V218L104 219L100 224H98V226L96 227V229L93 231V233L90 236H92L95 232H97L99 229H101L106 223L113 222L114 220L122 221L124 219L130 218ZM154 235L157 236V238L161 237L157 233L154 234ZM89 240H91V238H89ZM133 240H134V236L126 238V240H123L122 241V245H121V246H123V248H122L121 252L119 254L115 255L112 258V260L109 257L103 256L100 259L101 263L102 264H108L109 261H110L111 264H124L125 260L127 259V256L131 253L130 244H131V241H133ZM117 242L118 241H113L112 245L113 244L116 245ZM199 242L200 241H198L196 244H200ZM194 245L195 244H192V245H190V247L186 246V248H191ZM244 248H249V247L246 244V245H244ZM260 248H262V250H264V244ZM2 251H3V247L0 246V252H2ZM132 251H134V250H132ZM16 256H20V255L16 252ZM130 257L133 258V256H130ZM99 263L100 262L94 260V264H99ZM13 264H27V263H26L25 259H21V260H16V262H14Z\"/></svg>",
	"mask_w": 264,
	"mask_h": 264
},
{
	"label": "crops",
	"instance_id": "4",
	"mask_svg": "<svg viewBox=\"0 0 264 264\" xmlns=\"http://www.w3.org/2000/svg\"><path fill=\"white\" fill-rule=\"evenodd\" d=\"M236 172V171H235ZM260 195H262V194H260ZM133 197V196H132ZM240 200V199H239ZM234 206H237V205H234ZM263 208L264 207H262L261 208V211L259 212V214L261 213V212H263L264 210H263ZM258 214V215H259ZM229 221H231L230 219H229ZM43 225V224H42ZM42 225L39 227V228H31L32 230H38V229H44V226L42 227ZM204 229L202 230V228H203V226L201 225V227H199V229H198V233L200 234V236H198L199 234H196L197 232H195V233H191L190 232V235L189 236H187L186 238H185V241H182L183 243H185V244H187V243H189L190 245L191 244H193V243H195V241H201L202 240V235H203V233L206 231V229L207 230H210L211 228H210V226L209 225H204ZM208 227V228H207ZM45 229H47V228H45ZM157 229H159V228H157ZM190 230H191V228H190ZM223 234L222 235H219L218 236V238H216V241L218 240V241H221V239H223L224 237H226V235L229 233V230L227 229V228H223ZM193 234L194 235H196V236H193ZM253 233H251V232H248V233H244V234H242V235H239V237L237 236L236 238H234V240H237V241H239V240H247L248 238H249V235H252ZM193 238H192V237ZM223 236V237H222ZM195 237V238H194ZM198 237V238H197ZM54 238V237H53ZM51 239H52V237H51ZM57 239V238H56ZM154 239V238H153ZM187 239H189V242H188V240ZM190 239L192 240V242L190 241ZM198 239V240H197ZM153 244V243H152ZM55 245V244H54ZM60 245H62V246H60V247H62L61 249H56L54 252H57L58 250L59 251H61V250H63V244H60ZM154 245V244H153ZM153 245H152V247H153ZM172 244H170V245H168V246H171ZM190 245H187V246H190ZM51 246V245H50ZM118 245H116V247H117ZM121 246V245H120ZM175 246V247H174ZM115 247V246H114ZM155 247V246H154ZM153 247V250H155V248ZM173 249L175 248H178V245H176V244H173L172 246H171ZM55 249V248H54ZM58 251V252H59ZM223 251H227V250H223ZM155 253H158V252H155ZM202 254H199V255H196L195 257H200ZM35 256V255H34ZM37 256H40V255H37ZM77 256V255H76ZM111 260H112V257H109ZM141 259L139 258H135V259H132L131 260V263H133V264H140L141 262ZM43 262V261H42ZM79 264H89L87 261H84V260H82ZM109 264H111L110 263V261H109Z\"/></svg>",
	"mask_w": 264,
	"mask_h": 264
}]
</instances>
